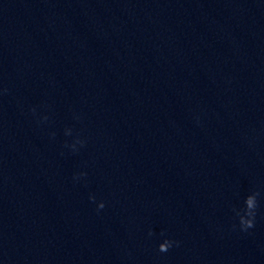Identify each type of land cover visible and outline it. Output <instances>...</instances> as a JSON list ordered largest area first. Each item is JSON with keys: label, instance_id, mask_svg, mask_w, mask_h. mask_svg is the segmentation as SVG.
<instances>
[{"label": "water", "instance_id": "obj_1", "mask_svg": "<svg viewBox=\"0 0 264 264\" xmlns=\"http://www.w3.org/2000/svg\"><path fill=\"white\" fill-rule=\"evenodd\" d=\"M0 264H264V0H0Z\"/></svg>", "mask_w": 264, "mask_h": 264}, {"label": "clouds", "instance_id": "obj_2", "mask_svg": "<svg viewBox=\"0 0 264 264\" xmlns=\"http://www.w3.org/2000/svg\"><path fill=\"white\" fill-rule=\"evenodd\" d=\"M256 195H258V193H256ZM90 199L95 200V197H90ZM104 206V203L100 202L98 208L103 209ZM257 207V200L249 196L244 199V207L242 209L236 210V215L239 217L242 230H247L249 228L254 227V220L256 216ZM174 243L178 244V242L165 239L162 243L159 244L158 251L167 252L169 248L173 246Z\"/></svg>", "mask_w": 264, "mask_h": 264}]
</instances>
